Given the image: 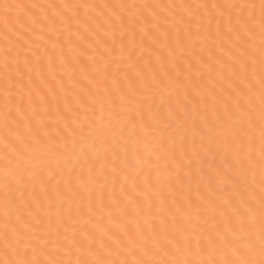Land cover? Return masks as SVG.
Wrapping results in <instances>:
<instances>
[{"label":"snow or ice","instance_id":"6c2138e0","mask_svg":"<svg viewBox=\"0 0 264 264\" xmlns=\"http://www.w3.org/2000/svg\"><path fill=\"white\" fill-rule=\"evenodd\" d=\"M0 264H264V0H0Z\"/></svg>","mask_w":264,"mask_h":264}]
</instances>
